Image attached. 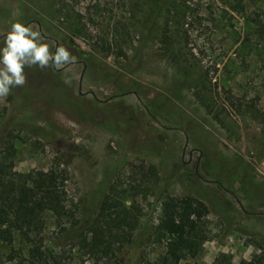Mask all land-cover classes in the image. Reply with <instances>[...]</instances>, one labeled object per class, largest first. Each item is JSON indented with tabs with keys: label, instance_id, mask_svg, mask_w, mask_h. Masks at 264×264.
Listing matches in <instances>:
<instances>
[{
	"label": "rangeland",
	"instance_id": "374dc122",
	"mask_svg": "<svg viewBox=\"0 0 264 264\" xmlns=\"http://www.w3.org/2000/svg\"><path fill=\"white\" fill-rule=\"evenodd\" d=\"M51 2L0 0V44L19 19L75 58L59 68H26L25 84L0 100V125L16 134L18 151L6 167L45 169L57 155L67 171L68 206L79 204L88 213L112 182L119 187L141 182L137 165L154 166L150 189L141 182L138 193L123 198L140 224L131 245L116 254L118 262L123 257L124 264H134L160 252L151 230L165 193L192 195L205 207L200 214L207 239L190 264L211 263L224 253L233 264L262 255L264 55L256 54L257 38L249 34L244 13L230 9L226 0L186 2L192 10L179 21L185 18L187 26L174 23L172 34L188 66L200 74L191 84L162 56L156 33L145 39L149 34L136 32L123 55L92 52L89 44L100 28L95 17L126 15L120 0ZM257 3L261 7L248 12L264 18V0ZM56 5L85 31L71 34ZM162 8L147 7L144 15L161 26ZM198 84L218 106H226L218 117L195 100ZM163 98L171 104L161 105ZM246 104L257 113L247 112ZM8 251L0 244V264H13Z\"/></svg>",
	"mask_w": 264,
	"mask_h": 264
},
{
	"label": "trees",
	"instance_id": "16d2710c",
	"mask_svg": "<svg viewBox=\"0 0 264 264\" xmlns=\"http://www.w3.org/2000/svg\"><path fill=\"white\" fill-rule=\"evenodd\" d=\"M120 1L125 6L126 15L95 17L100 28L89 44L92 52L105 56L123 55L125 47L132 44L133 34L143 32L149 34L145 36L149 39L151 33H156L160 35L158 43L162 56L175 64L185 81L194 84L200 74L188 66L187 56L172 34L173 24H179V18L189 12L191 7L186 2L192 0ZM258 1L226 0V4L230 9L244 13L250 22L249 34L253 33L257 38L256 54L261 57L264 50L258 49V41L264 49V18L248 12L251 6L261 7ZM157 6L163 7L161 26L144 15L147 7ZM54 11H62L65 27L71 34L79 35L85 31L73 16L64 13L63 6L56 5ZM183 19L180 24L187 26ZM246 37L250 42L251 38ZM194 97L201 106L217 111L216 117L226 107L216 104L214 97L207 94L204 84L196 85ZM159 103L163 106L171 104L167 98ZM240 103L239 100L237 104ZM248 105H244L247 112L257 113L255 109L251 110L253 104ZM15 137L16 134L0 125V244L9 247L8 260L13 264H124L126 259L121 257L118 262L116 254L131 245L140 220L135 208L126 206L123 198L138 193L135 187H141V182L145 189H150V179L156 172L154 166L137 165L141 182L134 179L127 187H119L112 182L85 213L79 204H67L64 185L67 171L57 155L45 169L19 171L6 167L17 156ZM200 210H205L203 203L192 195L163 194L157 221L151 230L152 241L160 243L161 250L155 257L137 259L134 264H190L189 261L197 257L207 239ZM207 264L233 263L224 253ZM243 264H264V249L262 255L253 254Z\"/></svg>",
	"mask_w": 264,
	"mask_h": 264
},
{
	"label": "clouds",
	"instance_id": "9594fccd",
	"mask_svg": "<svg viewBox=\"0 0 264 264\" xmlns=\"http://www.w3.org/2000/svg\"><path fill=\"white\" fill-rule=\"evenodd\" d=\"M74 59L65 46L52 47L31 24L14 20L0 44V100L6 99L13 88L25 84L26 68H59Z\"/></svg>",
	"mask_w": 264,
	"mask_h": 264
},
{
	"label": "flooded vegetation",
	"instance_id": "af4514ba",
	"mask_svg": "<svg viewBox=\"0 0 264 264\" xmlns=\"http://www.w3.org/2000/svg\"><path fill=\"white\" fill-rule=\"evenodd\" d=\"M192 151L189 152V154H191Z\"/></svg>",
	"mask_w": 264,
	"mask_h": 264
}]
</instances>
